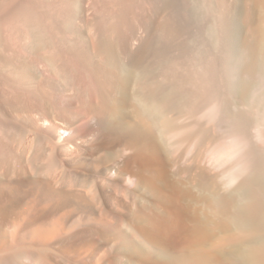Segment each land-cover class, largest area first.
<instances>
[{
  "label": "bare ground",
  "instance_id": "obj_1",
  "mask_svg": "<svg viewBox=\"0 0 264 264\" xmlns=\"http://www.w3.org/2000/svg\"><path fill=\"white\" fill-rule=\"evenodd\" d=\"M209 1L94 0V15L88 25L92 39L88 46L83 39L71 40L67 35L74 29L68 21L74 0H0V97L19 103L49 129L45 136L39 133L37 139V146L45 145L50 150L44 165L46 171L61 165L62 152L78 154V143L85 136L84 124H77L73 130L52 124L50 115L70 120L74 108L60 103L62 97L49 101L45 92L38 90L42 95L39 94L29 72L31 67L21 58L24 53L43 70L42 83L53 86L59 80L73 90V98L81 102L77 113L82 114L93 103V112L107 117L103 124L108 130L139 142L145 151L150 149L151 138L144 127L121 118L124 109L129 108L147 129L159 125L174 132L177 128L167 113L209 116L225 130H220L205 158L217 167H225L224 183L231 188L211 195L208 211L214 221L204 220L192 232L194 237L201 238L212 227L231 224L239 233L235 242L253 239L242 255V264H264V126L260 127L264 123V0H249L250 8L242 3L240 10H227L229 5L226 7L223 0H216L217 7L211 9ZM159 3L168 9L167 15L129 51L131 31L138 23L150 27L148 8L157 10ZM209 14H217V18L206 25ZM22 40L28 41V46H22ZM217 46L235 60L233 67L227 68ZM124 53L127 62L122 60ZM145 55L150 56V61L143 65ZM257 90L261 94H256ZM235 93L249 100L252 109H234ZM10 123L0 117V167L11 164L7 142L17 132ZM189 125L193 129L184 132L183 140L195 139L202 145L213 138L201 125ZM255 141L263 147L256 146ZM208 183H202V187L206 189ZM45 187L38 190L45 200H66V195ZM150 224V229L159 234L174 233L181 227L180 215L164 214L151 218ZM10 236L8 243L0 245V264H19L27 254L14 233ZM164 263L218 264L211 252L167 255Z\"/></svg>",
  "mask_w": 264,
  "mask_h": 264
},
{
  "label": "rangeland",
  "instance_id": "obj_2",
  "mask_svg": "<svg viewBox=\"0 0 264 264\" xmlns=\"http://www.w3.org/2000/svg\"><path fill=\"white\" fill-rule=\"evenodd\" d=\"M215 1H209L211 9L217 7ZM242 3L246 9L251 6L249 0H223L226 7L229 5L227 10L243 9ZM160 5L157 10L153 7L148 8L151 11L147 10L151 15L150 27L140 23L135 25L130 34L129 51L134 50L150 29L155 28V23L167 15L168 9ZM94 7V0H74L73 12L68 19L74 29H71V34H67L68 38L75 40L79 37L90 46L92 32L88 25L92 23ZM216 16L209 14L206 25H211ZM188 40L191 41L192 37ZM27 42L22 40L21 45L28 46ZM217 50L227 68L233 67L235 60L222 48L218 47ZM121 57L127 62V53ZM21 58L31 67L29 72L37 91L45 92L44 96L48 100L62 97L58 100L60 103L74 108L70 120L64 121L50 115L52 124L73 130L74 126L83 123L85 136L78 143V154L62 152L61 165L53 171H46L44 165L50 150L45 145L43 148L37 146V139L39 133L45 136L50 132L49 129L19 103L7 102L0 97V117L8 123L10 120V124L16 127L14 132H17L7 142L12 157L10 168L0 167V245L8 243L10 235L14 233L27 253L19 264H42V259L44 264H165L164 257L167 255L210 252L218 264H225V261H228L227 264H242V255L253 239L235 242L239 233L231 224L212 227L201 238L194 237L192 232L198 223L214 221L208 211L209 199L231 188L224 183L227 177L225 167H217L205 158L206 151L214 147L215 137L220 130H225L223 127L216 126L207 115L189 117L170 112L166 115L177 128L175 132L160 128L159 125L147 129L126 108L121 118L126 123L144 127L151 138L150 149L145 151L147 149L142 148L139 142L117 131L108 130L104 126L107 117L95 114L93 103L82 114L77 113L81 102L73 98V90L65 88L59 80H55L53 86L42 83L43 70L31 62L27 53ZM149 61L150 56L145 55L142 64ZM41 92L39 94L42 95ZM258 93L261 94V90H257ZM232 98L234 109H252V103L237 93ZM189 124L201 125L213 138L202 145L195 139L188 142L183 140L184 132L193 129ZM261 124L263 128L264 123ZM255 144L262 146L257 141ZM205 182L209 184L206 189L202 187ZM39 187L60 192L66 195V200L62 203L45 200L38 192ZM173 212L180 215L179 230L162 235L150 229L151 218Z\"/></svg>",
  "mask_w": 264,
  "mask_h": 264
}]
</instances>
